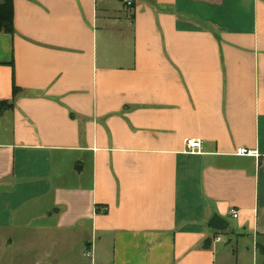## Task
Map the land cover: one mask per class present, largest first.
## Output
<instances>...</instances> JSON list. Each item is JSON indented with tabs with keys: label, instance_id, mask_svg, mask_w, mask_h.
<instances>
[{
	"label": "crops",
	"instance_id": "0c3cea01",
	"mask_svg": "<svg viewBox=\"0 0 264 264\" xmlns=\"http://www.w3.org/2000/svg\"><path fill=\"white\" fill-rule=\"evenodd\" d=\"M13 28L0 231L47 198L90 264H264V0H13Z\"/></svg>",
	"mask_w": 264,
	"mask_h": 264
},
{
	"label": "rangeland",
	"instance_id": "374dc122",
	"mask_svg": "<svg viewBox=\"0 0 264 264\" xmlns=\"http://www.w3.org/2000/svg\"><path fill=\"white\" fill-rule=\"evenodd\" d=\"M70 182V177L65 175L63 184L70 185ZM33 204L32 209L29 207L27 224L7 232L0 231V242L4 236L12 239L11 245L6 248L0 244V264H90L95 261L92 250H88L82 241L87 237L86 231L58 227L55 222L56 215L50 216L44 211L48 205L47 198L34 201ZM228 221L230 229L232 222ZM221 237V244L235 256L236 241L226 243L228 235L223 232ZM20 252L24 256L21 260L16 258Z\"/></svg>",
	"mask_w": 264,
	"mask_h": 264
},
{
	"label": "trees",
	"instance_id": "16d2710c",
	"mask_svg": "<svg viewBox=\"0 0 264 264\" xmlns=\"http://www.w3.org/2000/svg\"><path fill=\"white\" fill-rule=\"evenodd\" d=\"M0 32L10 33L14 32L13 28V0H0ZM17 91V87L13 85V92ZM12 106V103L7 101H0V112L7 107ZM259 252L264 257V247H258Z\"/></svg>",
	"mask_w": 264,
	"mask_h": 264
},
{
	"label": "built area",
	"instance_id": "2783aa9c",
	"mask_svg": "<svg viewBox=\"0 0 264 264\" xmlns=\"http://www.w3.org/2000/svg\"><path fill=\"white\" fill-rule=\"evenodd\" d=\"M128 5L131 4L130 1H126ZM184 151L191 154H200L204 152V142L201 139L198 138H186L184 141ZM237 155H247V156H253L256 155V151L252 149H247L244 147H239L236 149L235 152ZM232 216L236 217L237 212L233 211Z\"/></svg>",
	"mask_w": 264,
	"mask_h": 264
},
{
	"label": "water",
	"instance_id": "95a60500",
	"mask_svg": "<svg viewBox=\"0 0 264 264\" xmlns=\"http://www.w3.org/2000/svg\"><path fill=\"white\" fill-rule=\"evenodd\" d=\"M208 226L217 231H224L229 227V222L222 216L214 214L208 221Z\"/></svg>",
	"mask_w": 264,
	"mask_h": 264
}]
</instances>
